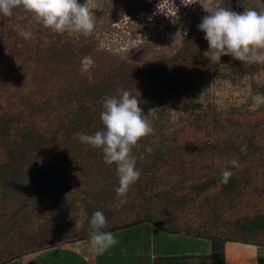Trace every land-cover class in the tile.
<instances>
[{"label": "trees", "instance_id": "16d2710c", "mask_svg": "<svg viewBox=\"0 0 264 264\" xmlns=\"http://www.w3.org/2000/svg\"><path fill=\"white\" fill-rule=\"evenodd\" d=\"M216 3L238 13L264 9V0ZM99 6L109 27L152 13L149 0H99ZM29 20L30 15L22 11L0 14V63L14 75L28 70L41 73L46 67L66 72L47 88L24 83L0 87V264L57 245L32 236L24 223L42 200L76 193L87 203L110 195L104 231L149 223L167 234L211 242V254L159 257L154 264H226L227 243L264 248V209L223 219L225 209L236 210L251 197L264 200V113L209 116L220 129L217 139L187 125L173 149L138 168L141 182L127 193L123 205L115 192L117 167L105 163L102 150L74 138L77 133L94 134L103 127L100 114L107 97L127 90L140 99L144 113L148 99L161 90L179 96L194 78L224 64L240 67L241 61L222 56L215 63L206 58L203 53L209 45L198 26L180 36L181 45L175 52L151 56L149 43L128 52H101L86 39L77 41L68 33L29 25ZM19 27L30 28L32 38L20 36ZM138 52L145 55V61L136 59ZM91 53L106 54L108 63L103 66L95 59L96 73L83 75L74 61ZM72 71L82 78L68 82L66 73ZM233 156L238 158L239 169L228 165ZM225 168L234 172L227 184L221 182Z\"/></svg>", "mask_w": 264, "mask_h": 264}, {"label": "rangeland", "instance_id": "374dc122", "mask_svg": "<svg viewBox=\"0 0 264 264\" xmlns=\"http://www.w3.org/2000/svg\"><path fill=\"white\" fill-rule=\"evenodd\" d=\"M149 1L152 13L142 14L137 19L126 18L109 27L100 9L99 0H88L95 18L93 33L88 37L70 35L77 41L80 38L86 39L101 52L106 50L116 53L128 52L141 43H149L152 47L151 56H155L161 52H175L181 45L180 36L189 28L198 26L204 17L198 0L193 4H189L192 0ZM85 2L86 0H78L80 4ZM134 56L141 62L145 61L143 53L138 52ZM95 59L103 66L108 63L106 54L91 53L89 56L79 57L74 61V65L83 75H94ZM241 64L240 67L224 64L211 73L194 78L184 86L179 96L169 89H163L157 97L148 99L144 114L147 115L149 110L156 109L157 115L147 117L154 129L153 133L138 141L132 149L136 168L153 163L158 156L173 149L180 134L189 124L201 128L206 135L217 139L221 133L220 129L214 127L209 116L215 113L242 116L263 114L264 104L256 105L252 96L257 93L264 95V63ZM6 67L8 66L0 63V87L4 88L21 87L23 83L47 88L66 72L46 67L42 68L41 73L28 70L15 71L14 75ZM80 78L82 76H78L76 71L66 73L68 82H77ZM70 140L73 143V138ZM113 166L117 167L115 163L111 164V168ZM140 182L138 179L130 186L128 192L136 190ZM109 196L94 197L89 203L77 193L62 199H44L32 207L24 224L32 236L43 237L46 243L79 242L75 240L89 239V224L93 212L99 210L107 219L109 217ZM260 209H264V200L251 197L243 205H238L236 210L225 209L226 216L223 219L234 220L240 214H252ZM262 257L261 262L264 264V255Z\"/></svg>", "mask_w": 264, "mask_h": 264}, {"label": "clouds", "instance_id": "9594fccd", "mask_svg": "<svg viewBox=\"0 0 264 264\" xmlns=\"http://www.w3.org/2000/svg\"><path fill=\"white\" fill-rule=\"evenodd\" d=\"M192 0L191 3H196ZM204 11L198 25L205 33L209 48L203 55L210 61L220 63L222 56H231L244 63H264V9L253 8L243 12L223 7L216 0H198ZM159 7V6H158ZM22 11L30 15L29 25H40L56 33L90 36L95 28V18L88 0L84 4L78 0H0V14L12 16ZM18 32L25 40L32 38L30 28L19 27ZM256 105L264 104V95L252 96ZM100 120L103 127L94 134L77 133L74 138L96 149H102L105 163L117 166L119 186L115 189L120 204L126 203V195L140 178L132 149L142 138L153 133L147 119L155 117L156 109L145 115L140 107V99L124 90L118 95L107 97L103 103ZM228 165L239 169L238 158L228 159ZM234 175L231 168L221 171V182L227 184ZM108 226L102 211L93 212L89 224L88 251L99 255L118 243L114 234L104 231Z\"/></svg>", "mask_w": 264, "mask_h": 264}, {"label": "crops", "instance_id": "0c3cea01", "mask_svg": "<svg viewBox=\"0 0 264 264\" xmlns=\"http://www.w3.org/2000/svg\"><path fill=\"white\" fill-rule=\"evenodd\" d=\"M118 243L103 254L88 251V241L58 243L8 264H154L159 257L211 254L207 239L167 234L145 223L111 232ZM226 264H262L264 248L242 243L226 244Z\"/></svg>", "mask_w": 264, "mask_h": 264}]
</instances>
